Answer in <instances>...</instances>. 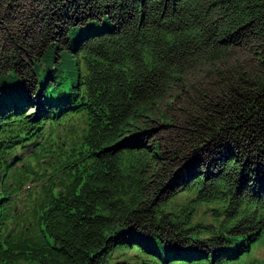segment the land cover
<instances>
[{
    "label": "trees",
    "instance_id": "obj_1",
    "mask_svg": "<svg viewBox=\"0 0 264 264\" xmlns=\"http://www.w3.org/2000/svg\"><path fill=\"white\" fill-rule=\"evenodd\" d=\"M10 173L38 188L25 231ZM260 247L264 0H0V264H264Z\"/></svg>",
    "mask_w": 264,
    "mask_h": 264
},
{
    "label": "rangeland",
    "instance_id": "obj_2",
    "mask_svg": "<svg viewBox=\"0 0 264 264\" xmlns=\"http://www.w3.org/2000/svg\"><path fill=\"white\" fill-rule=\"evenodd\" d=\"M235 60L240 62H243V60H245L246 63H243L245 67V65H247V61L249 60V56L243 52H237L231 57L230 62L233 63L235 62ZM197 77L199 76H196V78ZM210 84H212V82L209 79L203 80L199 85L193 87L192 89H189L185 94H182L180 96V99L178 100V106L175 108L174 112L176 120H182L183 115L186 114V112H191L192 109H195L197 105L198 107L200 105H203V100H206L207 97L214 96L217 90L214 85ZM161 137L168 140V142L170 143L176 140L175 131H165L164 133H162ZM256 254L259 256V258L263 259L264 247H260L259 249H257Z\"/></svg>",
    "mask_w": 264,
    "mask_h": 264
}]
</instances>
